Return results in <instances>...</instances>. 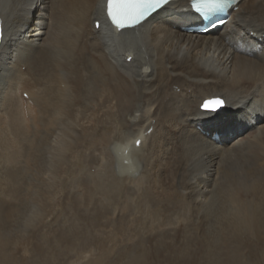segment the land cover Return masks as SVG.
<instances>
[{"label":"bare ground","instance_id":"1","mask_svg":"<svg viewBox=\"0 0 264 264\" xmlns=\"http://www.w3.org/2000/svg\"><path fill=\"white\" fill-rule=\"evenodd\" d=\"M104 3L0 0V264L53 259L63 192L96 200L102 234L87 245L68 229L54 245L86 242L67 264H100L124 190L189 214L200 264H264V0H240L206 34L185 30L201 24L185 0L122 31ZM217 98L215 113L201 107ZM139 209L118 212L133 238ZM129 248L120 264L145 255Z\"/></svg>","mask_w":264,"mask_h":264},{"label":"rangeland","instance_id":"2","mask_svg":"<svg viewBox=\"0 0 264 264\" xmlns=\"http://www.w3.org/2000/svg\"><path fill=\"white\" fill-rule=\"evenodd\" d=\"M23 96L26 98L25 94ZM150 111H152V109ZM26 112L27 111L25 110V113ZM141 165L142 164H140V161H138L137 162L138 167L136 170L139 173L142 170ZM125 191L126 190H124V192L122 194H120L118 200L116 201V202H118L117 203L118 205L120 203L121 204L119 205L118 208L115 209V211L113 213L114 215L113 214L109 215L106 213V216L107 215L108 216L106 217L105 222L106 223L109 222L107 224V226L111 229V230L108 229V230H110V232L108 234L110 236V233H111L113 235L112 236L113 239H115V240H113L114 241V247L111 250V253L109 255V256H111V255L112 256L107 257L108 259L111 258L110 261L105 257V258H103L104 260L102 259L100 264H103V263L104 264H118V263L120 264L121 262L123 263L124 259L122 257V252L126 251V250H130L129 247L133 248L134 247L133 245H135V244H137V246H139L137 248V246L135 245V247L133 248L135 250V252L138 251L137 252L138 254L140 253V251L142 252V254H144L143 252H145V255H143V256L141 253L139 254L140 256H142V258L139 256L140 257L139 258L140 260L138 259L139 264H200V262L197 258V256H198L197 241L196 240L193 241V237H192L195 234L194 233L195 229L193 228L192 225H190V223H189L190 221L187 220L189 214H187L185 211H180L178 206H174V204L168 205L166 203H163L162 204L163 206L159 205V207L156 208V205H155V209H153L154 204L152 203V201H150V200L146 201L147 198L145 199L143 196H140L141 193L139 195H136V192L133 194L134 204L130 200L128 202H126L127 198L125 196L129 192L126 191V193H125ZM61 194L62 193H58L56 198H55L56 200H53L54 204H56L55 205L56 214L59 215L56 222H55L56 226L53 224L46 231V234L48 236V238H47L48 243L52 248L51 252H52V256H53L52 258L53 259L47 260V262H44L43 261L44 259H38V260L32 262L30 260L28 261L26 258L24 261V258H23V260H22L23 264H67L70 261V259L73 260V259H75V256H78V254H80V252H81L82 248H84V245L86 242H87L86 244L88 245V241H90V240L93 241V240H96V239L101 237L100 234H102V233H101L99 228H100V226H103L102 225L103 218H101L100 215L97 216V213L93 212L95 207L97 206L96 200H94V202L92 201L90 206H88V209H86L85 206L83 208L80 205L81 202H77L79 199L71 196L72 194L70 196L64 194V192H63V196ZM130 196L132 198V195H130ZM70 197H71V201H70ZM136 197H137V199H136ZM75 199H77L76 202H75ZM139 201L142 203H140ZM135 202H137V203H135ZM138 202H139V206L136 205V204H138ZM143 202L145 204V207H144V205H142ZM82 203L83 204L85 203L83 201V199H82ZM126 203L128 205L132 204V208H134V207H137V209L140 208L138 215H140L142 213L143 215H140V216L145 219V220H143L144 224L140 227V229L137 230L138 232L136 231L134 238L132 237L131 229L126 226V221L128 220L127 217L123 213H121V214L118 213L119 210L121 209L122 205H124ZM117 204L115 205V207L118 206ZM93 206H95V207L93 208ZM153 210H157L158 217L160 216L159 220H155L157 222L151 221L152 220L151 211L153 212ZM146 211H147V213H146ZM170 211L171 212L177 211L176 216H178V217L176 218V220L174 219L168 223L165 220V215L167 213H169ZM145 214H147V215H145ZM117 216H118V220H117ZM123 216L126 218L124 219ZM119 217H120V219H119ZM110 218H111V220H108ZM97 219H99V220H97ZM94 220H96V221H94ZM187 221H189V222H187ZM111 222H112V224H111ZM113 222H116V223L113 224ZM172 222H173V224H172ZM120 224H121V228L119 227ZM53 226H55V227H53ZM150 226H152V227H150ZM123 227H124V229H123ZM68 229H70V230L74 229L73 231H74V234H76V236L78 235L79 238L86 239V242L83 245L78 244L77 246H73L74 248L71 252H68L67 250H66L67 251L66 252L64 249H62L64 247L62 242L57 241L59 243L57 245H54L55 244V241H54L55 237H56V239L57 238L60 239L62 237L63 233L65 232V230H68ZM118 229H119V232H118ZM98 230L100 231L99 234L97 233V232H99ZM140 231L144 232V233H142V235H144V236L141 235ZM97 234H98V236H97ZM123 234H125V235H123ZM83 235H84V237H83ZM86 235L90 236V237L87 236V238L89 237L88 240L86 238ZM117 236H118V238H117ZM120 236H122V239ZM125 236H126V238H125ZM128 237H130L132 239H129ZM142 237H144V238H142ZM186 237H187V239H186ZM135 238H137V240ZM117 239H119V240H117ZM133 240L135 241V243H133ZM143 240H144V244L142 242ZM31 242L34 243L33 240H31ZM129 242H132V243H129ZM140 242H141V244H139ZM120 244H123V245H120ZM87 245H85V247ZM128 245H130V246H128ZM28 246H27V248L30 250L32 244H29ZM32 247H34V246H32ZM116 248H117L118 252H116L117 251ZM146 249H147V251H145ZM69 253H71L72 255L70 254L71 255L70 256ZM70 257H72V258H70ZM111 261H112V263H111Z\"/></svg>","mask_w":264,"mask_h":264},{"label":"snow or ice","instance_id":"3","mask_svg":"<svg viewBox=\"0 0 264 264\" xmlns=\"http://www.w3.org/2000/svg\"><path fill=\"white\" fill-rule=\"evenodd\" d=\"M226 2L227 0H192V7L200 13L208 14L222 8ZM167 3L169 0H106L105 10L111 24L120 31L135 28ZM223 103L217 98L205 101L201 107L207 113H215ZM139 143L137 140L136 144Z\"/></svg>","mask_w":264,"mask_h":264},{"label":"water","instance_id":"4","mask_svg":"<svg viewBox=\"0 0 264 264\" xmlns=\"http://www.w3.org/2000/svg\"><path fill=\"white\" fill-rule=\"evenodd\" d=\"M0 38H1V30H0Z\"/></svg>","mask_w":264,"mask_h":264}]
</instances>
